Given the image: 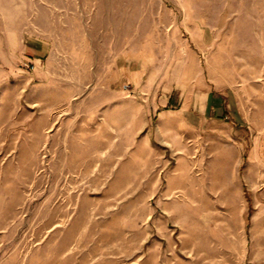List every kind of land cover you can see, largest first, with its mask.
<instances>
[{"label":"rangeland","instance_id":"obj_1","mask_svg":"<svg viewBox=\"0 0 264 264\" xmlns=\"http://www.w3.org/2000/svg\"><path fill=\"white\" fill-rule=\"evenodd\" d=\"M0 264H264V0H0Z\"/></svg>","mask_w":264,"mask_h":264},{"label":"crops","instance_id":"obj_2","mask_svg":"<svg viewBox=\"0 0 264 264\" xmlns=\"http://www.w3.org/2000/svg\"><path fill=\"white\" fill-rule=\"evenodd\" d=\"M139 65L138 68L139 69ZM123 74V71H122ZM176 75L179 78L184 76V79L178 80L174 90H178L180 92L179 98L176 102L178 108L174 111L172 115V122L171 128H169L166 132L171 133V135H176L177 137L182 134V130H188V62L184 63L183 67L180 70L176 71ZM208 96L201 99L202 100V107L203 111L207 105Z\"/></svg>","mask_w":264,"mask_h":264}]
</instances>
